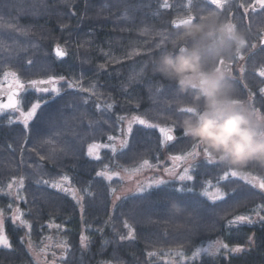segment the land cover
Masks as SVG:
<instances>
[{"label": "trees", "instance_id": "1", "mask_svg": "<svg viewBox=\"0 0 264 264\" xmlns=\"http://www.w3.org/2000/svg\"><path fill=\"white\" fill-rule=\"evenodd\" d=\"M240 1L246 5L254 2ZM186 2L168 0L174 7L165 8L162 7L164 0H0V31L5 33L4 43L8 48L7 51L0 48V79L10 68L17 71L25 88L31 86L30 79L64 77L57 85L61 87V95L54 100L50 93L38 94L32 87L20 94L24 110L37 96L48 99L42 107L47 108L50 119L55 122L53 129L41 125L40 131L29 133L30 138L25 142L23 125L9 124L14 112L0 116V208L6 210L5 230L12 244L11 249L0 248V264H35L28 248L29 230L20 227L19 222L12 223L10 202L21 209L32 225L30 238L37 250L67 242L66 249L51 247L50 251L59 258L55 264H168L161 257L177 251L184 256L176 264H264V224L253 211L264 204L261 199L264 192L258 187L252 189L246 185L251 194H246L239 203L227 196L228 204L213 203L202 191L207 181L215 184V174L204 175L197 170L192 181L183 182L193 186L190 193L170 191L182 186V182L172 180L150 189L146 194L150 199L158 200L166 193L179 196L180 206L190 212L199 210L204 218L201 224H215L214 228H201L190 234L187 229L176 227L184 223L183 219L170 223L165 218L163 204L155 206L160 216L150 219L133 208L136 196L128 194L114 203L113 195L121 181L96 176L98 171L108 175L113 170L135 169L144 159L156 167L166 157L188 149L185 141L190 139L184 138L182 132H179L178 144L169 142L163 147L158 129L133 123L132 133H124V120L133 116L162 127L170 122L163 118L162 104L154 101L152 88L157 80L170 82L154 76L147 68L137 75L149 60L151 54H146L147 50L154 47L153 38L141 35L140 30L168 31L171 20L179 14L180 5ZM258 21L262 23L264 17H258ZM8 35L13 39H8ZM55 45L66 50L64 59L58 60L53 55ZM262 49L257 48L260 52L256 61H263ZM134 51L141 54L135 55ZM29 60L34 64H29ZM42 66L46 70L41 71ZM70 81L76 82V89L67 87ZM93 85L95 94L77 90L80 86ZM109 136L113 139L109 140ZM126 136L127 147L114 146L118 138L124 140ZM44 139L63 146L65 151L57 152L54 159L40 161L39 155L47 156L50 148L43 143ZM91 143L102 147L99 160L87 155ZM105 145L114 146L116 152ZM32 148L38 151H30ZM29 164L42 165L41 174ZM248 172L257 180L264 179V169L249 168ZM63 176H67L66 184L75 190V199L42 182L44 179L59 182ZM21 177H24V188H19ZM14 180V190L9 189L7 185ZM17 192L20 199L16 198ZM225 208L229 209L227 213ZM240 214L251 215L255 223L228 229L227 220ZM125 223L132 229L130 239ZM49 225L57 229L54 235ZM82 235L87 237L86 247L81 246ZM217 240L227 244L228 249L215 256L201 254L193 258L194 252ZM233 248L240 251L233 252ZM50 251L46 250L47 254Z\"/></svg>", "mask_w": 264, "mask_h": 264}, {"label": "snow or ice", "instance_id": "2", "mask_svg": "<svg viewBox=\"0 0 264 264\" xmlns=\"http://www.w3.org/2000/svg\"><path fill=\"white\" fill-rule=\"evenodd\" d=\"M240 7L244 8L245 10V18H248V12L249 10L252 13H256L258 9H264V0H254V3L251 4H240ZM162 7L165 8H172L173 5L168 3V0H164V4ZM234 10L232 0H187L186 3H183L180 5L178 12L179 14L176 16V18L171 20V26L168 31H156L154 29H148L144 28L140 30L141 35L151 36L153 38V44L154 47L152 49L147 50L146 54L154 55V48L166 46L167 45V39L168 34L172 32V30L178 29L182 24L193 22L196 19H199L200 16L204 15L208 12H216L220 15V17H223L224 21L226 22L227 26L229 28H236L238 29L237 24L233 23L234 17L231 16V12ZM261 16L264 17V13H261ZM9 27H15V26H9ZM8 39H13L10 35L7 36ZM5 40V33L0 31V48H3L5 51L8 50L7 45L4 43ZM258 42L260 45H264V22H262L260 28H259V36H258ZM35 47V45H33ZM257 49L256 43H248V38L246 36V41L244 47L235 52V54L231 57L230 60L227 62L224 59H220L217 64L218 70L222 71L226 75L230 76L232 80H238L239 82L243 83L245 79V65L239 64V72L240 76L235 77L233 75V64H237L240 61H245L246 57L245 55H242V50H246L247 52L251 53V56H254L255 53L253 50ZM264 52V49L261 50ZM135 55H140V51H134ZM55 55L59 57H63L66 55L65 51L62 50L59 46L55 49ZM131 55H129V58H131ZM251 56L249 58H251ZM29 64H34L32 60H29ZM103 67V65L101 66ZM145 68L140 69V73H137V75H141L145 72ZM41 71H44L46 69L43 68V66L40 69ZM256 75L264 78V63L261 64L258 71L256 72ZM158 77V76H157ZM3 78L5 80H8L11 78L9 83V88L11 89L10 94L7 96V102H0V114H4L5 112H15L19 114L18 120L14 121L11 117H9V124L13 122H18L23 125V129L25 132L24 141L27 142L29 137V133L35 131H40V126L44 125L49 130L53 129L56 125L53 120L50 119L48 110L46 107H42L43 105H47L48 99L45 97L37 96L35 102L31 103V106L27 108V110H24L21 107V96L20 93L22 91H26L25 84L22 82L20 76H18V73L16 70L9 69L3 72ZM64 77L59 76H48L46 79H30L28 80V84L31 85L32 89L35 90L36 93H50L52 96V99L54 100L57 96L61 95V87H58V83L60 81H63ZM261 84H264V79H261ZM67 87L69 89H76V82H68ZM152 88L154 89V101H158L162 104L161 111L164 113L163 118L166 120L171 121V125L167 127L159 126L156 123H150L147 119L141 118L140 116H133L132 120L128 123L127 133H132L133 128L132 124H140L143 125L147 129H158L159 133L163 137L160 141V145L163 147L169 142L177 141L179 142L181 140V137L174 135L175 131V120L179 119L180 114H187L191 111V108L188 106L190 104V101L185 98L183 100L184 107H178V101L176 98V89L175 85L172 83H164L160 80H157L153 85ZM245 88H248V85L245 84ZM81 93H89L95 94V85L91 87H83L80 86L77 89ZM238 91V89H236ZM259 93L261 96V99L259 101V107L256 106V101L253 100V94L251 90H249L247 102L252 108L253 114L258 119H264V87L259 88ZM84 102L87 103V98H84ZM99 107V106H97ZM109 108H111V105H108ZM92 122L90 121V127ZM184 138H187L183 135ZM109 140H112L113 137L109 136ZM43 143L49 144V152L48 155L40 154L39 159L40 161H44L45 159H54L57 152L65 151L63 146L60 145H53L52 141L50 139H44ZM185 143L189 144L188 149L184 150L182 154L179 155H171L169 159L172 161V166L169 168H164L163 173L167 177H173L178 179L180 182H182V186L180 187H174L171 188L170 191H174L177 194L182 193H190L194 190L193 186H189L188 184H184L183 182L186 181H192L193 180V174L197 173V170H199V173L204 175H212L215 174V184L212 183L211 180L207 181L205 186L203 187L202 195L207 197L210 201L213 203L217 201H224L225 204H228V201L225 199V197H230L232 201L235 203H239L242 198L246 196V194L250 195L251 193L249 190L245 187L246 185H251L252 189L259 188L261 192H264V179L257 180V177L251 176L249 178L250 173L248 172V169H225L219 166L215 161L210 157V155L202 150L199 145L194 144L191 140L185 141ZM121 148L127 147L128 140L127 136L124 140L120 142ZM101 145L96 143H91L87 147V155L89 157H92L96 160L100 159L99 152L97 151ZM105 147H111L113 152H116V148L111 145H105ZM30 151H38L35 148L30 149ZM183 163L184 167L181 172H177V167ZM30 168H34V171L40 175L41 174V168L42 165H28ZM211 166V167H209ZM152 167L149 164V161L147 159H144L140 168L136 169L137 172L141 171L144 168ZM125 172H127V169H125ZM118 175V173H113L112 175H106L105 172L98 171L96 173L97 177H105L107 180L111 181L113 179V176ZM67 176L61 177L60 181H49L48 179H44L42 182L44 185L57 189L58 191H64V192H72V196L75 199L76 198V192L73 189H70L68 187H65V184L67 183ZM244 181L243 184H240L239 181ZM14 183L16 181L14 180L12 183H9L7 187L9 189L13 188ZM19 188H24V177H21L19 180ZM37 183H40L38 180ZM167 180L162 178H154L151 180H147L144 182H137L136 186L134 188H122V194H131L133 196H136L137 199L133 201V208L141 215H148L151 219L152 216L159 217L160 212L156 210L155 206L157 204H163L165 206L164 214L165 218L170 222L174 223L178 219H183L184 223L182 225H176L177 228H185L188 230L190 234H194L197 230H200L201 228L206 227H215V224L211 225H203L201 224V221L204 219L203 216H200L199 210H193V212H190L187 207H182L183 213L180 217H174L169 212V204L172 202H176L180 205V198L179 196H173L168 195L167 193L162 196L158 200H152L146 195L150 189H153L155 187H159L161 185H167ZM114 191V190H113ZM231 193H236L235 196H231ZM8 195H11V193H7ZM17 199H20L19 192H17L16 195ZM81 199H83L81 197ZM116 199H120L119 196L116 197ZM262 200H264V197H261ZM79 202V201H78ZM115 203V202H114ZM219 207V205H217ZM8 210L12 211L11 220L14 225L19 222V226L28 229L29 231L26 233L29 236V242H28V248L30 251L34 252V255L36 257L35 264H47L46 261L42 262L39 259L40 252H46L47 245L44 249H41L40 252H36V245H34L31 241V227L32 225L29 223L28 220L24 218V213L21 211V209L18 206H14L11 202L8 204ZM229 209L225 208L224 211L227 213ZM210 211L215 212V209H211ZM255 215L258 217L259 221L264 224V204H260L257 206L256 209L253 210ZM5 213L6 210L0 208V248L3 249H11L12 244L11 241L6 235L5 230ZM199 217V218H198ZM253 224L255 221L253 220L251 215L247 214H240L235 215L234 218L227 220V228L231 229L234 225H241V224ZM51 227V225H49ZM125 228H128V238H132V229L129 226L128 223L124 224ZM57 228L59 226L57 225ZM121 239H125V237L121 236ZM251 239V238H250ZM23 243V241H21ZM67 242L62 241L58 246L61 248L66 249ZM81 246L86 247L87 246V237L84 235L81 236ZM212 248V255H218L221 251V249H228V245L223 243L220 240H217L214 245L211 246ZM233 252L240 251L239 248H233L231 249ZM177 255L181 256L183 258L184 254L177 251ZM149 255H152V253H149ZM199 255V250L193 253V258Z\"/></svg>", "mask_w": 264, "mask_h": 264}, {"label": "clouds", "instance_id": "3", "mask_svg": "<svg viewBox=\"0 0 264 264\" xmlns=\"http://www.w3.org/2000/svg\"><path fill=\"white\" fill-rule=\"evenodd\" d=\"M244 32L229 28L216 12L182 24L168 34L167 45L154 48L146 68L175 85L178 107L190 101L191 111L180 114L175 126L225 169H264V119L253 114L247 100L237 96L230 76L218 70L241 50ZM174 217L183 213L169 204Z\"/></svg>", "mask_w": 264, "mask_h": 264}, {"label": "rangeland", "instance_id": "4", "mask_svg": "<svg viewBox=\"0 0 264 264\" xmlns=\"http://www.w3.org/2000/svg\"><path fill=\"white\" fill-rule=\"evenodd\" d=\"M254 3V2H253ZM10 80L11 78H9L8 80H5L3 77H1L0 79V90H5L7 91L9 89V83H10ZM29 89H31V86H27ZM26 88V89H28ZM0 116H3V114H0ZM18 117H19V114L18 113H13V115H11V118L14 120H18ZM132 120V117H129L127 119L124 120V133H127V128H128V123L129 121ZM171 125V121L168 123L167 126H170ZM123 140V138H118L117 141L114 142V146H117V147H121V144L120 142ZM102 147H100L97 151L99 152V150L101 149ZM170 156L166 157V159L164 161H162L158 166L156 167H149V168H144L142 169L141 171L137 172L136 169H139L140 167H137L135 169H132V170H129L127 172L125 171H117V170H113L111 173H108V175H112L113 173H118V175L116 176H113L114 178H118L120 181H121V186L118 188V190L114 193L113 195V202H115L117 199L116 197L119 196L120 198L121 197H124L128 194H122V188H134L137 184V182H144V181H147V180H151V179H154V178H162V179H165L167 181L169 180H172V181H179L178 179L176 178H173V177H167L164 175L163 173V169L164 168H169L172 166V161L169 159ZM184 165L183 163H181L180 166L177 167V172H181L182 169H183ZM65 187H68L70 189H72L71 187H69L68 184H65ZM14 190V188H12ZM61 192H64V191H61ZM64 193H67V194H71L72 195V192L69 191V192H64ZM50 230L52 231L53 235L54 233L57 231V229L55 227H50ZM215 242H211V243H208L206 244L205 246H203L202 248H200L199 250V255L201 254H211L212 253V248L211 246L214 245ZM51 247H59L58 245H51L47 251H50ZM223 251V249H221ZM52 251V250H51ZM40 252L39 250L36 249V252H40V255H39V259L43 262L45 260L44 258V255H46V262L47 264H55L57 262V259L58 256H56L57 254H53V252ZM34 255V252L31 251ZM50 255L51 258L53 257H56V259H51V258H48ZM35 257V255H34ZM162 260L165 262V263H168V264H176V262H178L179 260H182L183 258L182 257H179V255H177L176 253H166L165 255H163V257H161ZM36 259V257H35Z\"/></svg>", "mask_w": 264, "mask_h": 264}, {"label": "flooded vegetation", "instance_id": "5", "mask_svg": "<svg viewBox=\"0 0 264 264\" xmlns=\"http://www.w3.org/2000/svg\"><path fill=\"white\" fill-rule=\"evenodd\" d=\"M232 3H233L234 10L231 12V16L235 18L233 20V23L237 24L238 30L245 33V35L248 38L249 44L256 43L257 48L263 47V49H264V45H260L258 42L259 28H260L262 23H256V22H259L258 17H260L261 13H264V12H260V9H258V11L256 13H252L249 10L248 18H245L244 8L239 6L240 4H242V1L232 0ZM255 17H256V19H255ZM221 18L223 19V17H221ZM253 51H254L255 55L251 56V53L247 52L246 50H242L241 54L245 55V57H246L245 61H240L237 64L232 65L233 75L235 77L240 76L239 64L245 65L246 71H245L244 82L241 83L238 80H232V81L235 85V88L238 89V91H237L238 98L247 100L249 90H251V92L253 94V100L256 101V106L259 107L260 106L259 101L261 99V96L259 93V88L264 87V84H261L260 81H261V79H264V78L257 76L256 72L258 71L261 64L264 63V59H263V61H256L257 53H259L260 51L257 49H255ZM260 55H261V53H260ZM250 56H251V58H249ZM262 56L264 58V52H263ZM245 84L248 85V88H245ZM0 91L5 92V90H0ZM179 132H182V130L180 128L176 127L175 131H174V135L179 136L180 135ZM179 142L173 141L171 143L173 145H176ZM251 176L252 175H250L249 178H251ZM44 258H45L44 261H46V255H44ZM51 259L55 260L56 257H53Z\"/></svg>", "mask_w": 264, "mask_h": 264}, {"label": "water", "instance_id": "6", "mask_svg": "<svg viewBox=\"0 0 264 264\" xmlns=\"http://www.w3.org/2000/svg\"><path fill=\"white\" fill-rule=\"evenodd\" d=\"M170 26H171V23H170ZM174 30V29H173ZM57 46H59V45H55L54 47H53V55L55 56V58L56 59H58V60H62V59H64L65 57H66V55H64L63 57H57L56 55H55V49H56V47ZM60 47V46H59ZM62 50H64L65 51V53H66V50L63 48V47H60ZM10 91H11V89H9V90H7V92H5V93H2V92H0V102H7V96L10 94ZM10 112V111H9Z\"/></svg>", "mask_w": 264, "mask_h": 264}]
</instances>
